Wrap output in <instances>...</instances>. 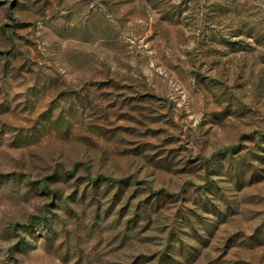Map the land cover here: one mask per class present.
Listing matches in <instances>:
<instances>
[{
	"label": "rangeland",
	"instance_id": "374dc122",
	"mask_svg": "<svg viewBox=\"0 0 264 264\" xmlns=\"http://www.w3.org/2000/svg\"><path fill=\"white\" fill-rule=\"evenodd\" d=\"M0 264H264V0H0Z\"/></svg>",
	"mask_w": 264,
	"mask_h": 264
},
{
	"label": "trees",
	"instance_id": "16d2710c",
	"mask_svg": "<svg viewBox=\"0 0 264 264\" xmlns=\"http://www.w3.org/2000/svg\"><path fill=\"white\" fill-rule=\"evenodd\" d=\"M213 158H214V160L220 159L219 153H215L213 155ZM209 164H210V162L208 161V165ZM77 167H78V164H76L73 169H67L65 171V174H66L67 177H72V178L76 179L75 182H78V180H77V178H78V175H77ZM219 171H220V173H223V176H220V178H217V179L220 180V181L223 180V182H228L225 179H226V176L227 175L231 176L229 170L227 168H224V165H223V166H221V170H219ZM225 174H226V176H225ZM86 175L88 176V179L87 180L90 182V184H91V186H92L93 189L98 184H100L102 182H107V181L109 182V181L114 180L115 182H118L119 184H122L123 182L128 181V178H122V177H120V178H113V177H108V176H104V175H100V174L93 176L90 173H88ZM50 177L51 176H48V177L44 178V180L41 182V184H40V186H41L40 187V190L41 191H45V192H50L51 191L50 190L51 189V178ZM209 187L210 188L211 187H214L212 189H215L216 188L215 190H212L211 193L213 194V196H211V197H215L214 195L217 194V189H218V190L221 191L223 198L228 203H230V199H231L230 196L232 194L229 193V190L228 189H231V188H223L222 189L221 186L214 185L213 182L210 183ZM57 199H59V198H57ZM54 203H55V201L52 202V204H54ZM219 207H220L219 209L221 210L222 206H219ZM50 211L51 210H49V212ZM52 219H53V217L51 215H48L47 212L45 214L32 215L31 218H30L31 223L26 224L24 226L25 227L24 229H25V231H29L32 228V223H35L38 226L41 225L43 227H47V226L49 227ZM176 233H178V231H176ZM23 243H25V237L24 236H22L21 238H19V244H23ZM170 243L171 242H169L168 244H170ZM172 259H174V258H172Z\"/></svg>",
	"mask_w": 264,
	"mask_h": 264
}]
</instances>
